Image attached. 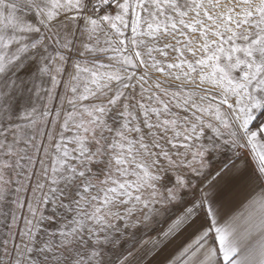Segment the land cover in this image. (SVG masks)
Returning a JSON list of instances; mask_svg holds the SVG:
<instances>
[{"label": "snow or ice", "instance_id": "6c2138e0", "mask_svg": "<svg viewBox=\"0 0 264 264\" xmlns=\"http://www.w3.org/2000/svg\"><path fill=\"white\" fill-rule=\"evenodd\" d=\"M0 264H264V0H0Z\"/></svg>", "mask_w": 264, "mask_h": 264}]
</instances>
